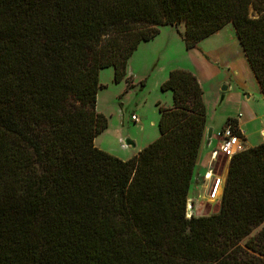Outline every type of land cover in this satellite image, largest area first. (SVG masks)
<instances>
[{
    "label": "trees",
    "instance_id": "obj_1",
    "mask_svg": "<svg viewBox=\"0 0 264 264\" xmlns=\"http://www.w3.org/2000/svg\"><path fill=\"white\" fill-rule=\"evenodd\" d=\"M179 25L187 51L231 25L264 99V0H0V264H264V141L229 159L217 212L188 217L206 123L192 73L161 84L172 107L136 156L94 145L99 72L120 83Z\"/></svg>",
    "mask_w": 264,
    "mask_h": 264
},
{
    "label": "rangeland",
    "instance_id": "obj_2",
    "mask_svg": "<svg viewBox=\"0 0 264 264\" xmlns=\"http://www.w3.org/2000/svg\"><path fill=\"white\" fill-rule=\"evenodd\" d=\"M182 33V25L160 27L152 41L141 43L132 54L120 83L113 82L112 68L99 72L103 88L97 94L96 111L107 119L108 125L94 140L97 149L126 161L158 138V106L172 105V93L160 89L164 74L171 68L188 71L198 78L209 129L217 132L225 125L226 118L238 115L242 121L257 116V127H263L264 102L232 26H225L188 51L179 36ZM224 86L228 88L223 92ZM133 116L136 122L131 120ZM249 127L250 142L264 139L254 124ZM126 140L135 148L126 146ZM218 158L217 168L211 171L214 179L223 176L220 196L211 200L205 195L204 184H195L196 187L191 184L192 193L187 199L194 206V215H210L218 210L228 160L221 154Z\"/></svg>",
    "mask_w": 264,
    "mask_h": 264
},
{
    "label": "crops",
    "instance_id": "obj_3",
    "mask_svg": "<svg viewBox=\"0 0 264 264\" xmlns=\"http://www.w3.org/2000/svg\"><path fill=\"white\" fill-rule=\"evenodd\" d=\"M175 70H180V69H175ZM171 71H173L172 68L169 69L164 74L163 81L167 80L168 75H169V73ZM197 80H198V78H197ZM259 94L261 95L260 91H259ZM261 98H262V100L264 102V99H263L262 95H261ZM247 99H248V97H247ZM248 100H250V99H248ZM256 102H258V101H256ZM255 106L256 105H254L253 107H255ZM171 107H172V105H171ZM226 119L227 120L228 119L236 120L237 126H238L239 130L241 131V133L243 135V139L244 140H243L242 143H243V146L245 148H251V147L257 146V145H259L260 143H262L264 141V139H261V140H254L253 142H250L249 139H248L249 138L248 136H251V133H250L251 131H250V127H249L250 124H254L255 125L256 132H258L259 135H264V124H263V127H261V126L257 127L256 122H258V120H259V118H257V116H254L253 118L249 119L248 121H242L241 120L242 119L241 115H238L237 118L234 117V116H229ZM209 127H210L209 124L206 123L205 124V133H204V136H203L202 141H201V145H200V148H199V153H198V157H197V161H196V165H195V169H194V174H193L192 185L194 187H196L195 184H200V183L204 184L207 187L209 182H208V180H204L203 177L205 175H208V174L213 176L211 170L212 169L214 170V169L217 168V163H218V159H219L218 158V154L219 153H216V151L218 150V147H219V144H220V141H219V138H218L217 135L225 127V125L217 132H214V130L209 129ZM123 161H125V160H123ZM228 162H229V159L227 160V163H226L227 166H228ZM226 172H227V168H226V170L224 172V179L226 177ZM220 179H222V181H223V176ZM192 185H191V188L189 190L188 196H190V194L192 193V188H193ZM205 195H207L206 191H205ZM195 205H196V207H198V203H195ZM197 211H198V209L196 210V212ZM194 214H196V213H194ZM205 216H207V215H205Z\"/></svg>",
    "mask_w": 264,
    "mask_h": 264
},
{
    "label": "built area",
    "instance_id": "obj_4",
    "mask_svg": "<svg viewBox=\"0 0 264 264\" xmlns=\"http://www.w3.org/2000/svg\"><path fill=\"white\" fill-rule=\"evenodd\" d=\"M133 122L137 121V118L133 116L131 118ZM241 132V131H240ZM242 134V133H241ZM218 138L220 141L218 150L216 153L221 154L222 156L230 159L234 154L242 151L244 149L243 141L240 140L236 135L233 134V130L230 126L224 127L219 133ZM204 180H208V185L206 187V193L207 196L210 197V199H214L216 188L219 184V179H214L211 175H205ZM193 205L192 203L188 202L187 210H188V217L192 214L193 211Z\"/></svg>",
    "mask_w": 264,
    "mask_h": 264
},
{
    "label": "bare ground",
    "instance_id": "obj_5",
    "mask_svg": "<svg viewBox=\"0 0 264 264\" xmlns=\"http://www.w3.org/2000/svg\"><path fill=\"white\" fill-rule=\"evenodd\" d=\"M222 182H223L222 179H219V184H218V186L216 188L215 195L213 197L214 199L219 198V196H220V188H221L220 185H222Z\"/></svg>",
    "mask_w": 264,
    "mask_h": 264
},
{
    "label": "water",
    "instance_id": "obj_6",
    "mask_svg": "<svg viewBox=\"0 0 264 264\" xmlns=\"http://www.w3.org/2000/svg\"><path fill=\"white\" fill-rule=\"evenodd\" d=\"M225 90H227V87H226V86L223 87L222 91L224 92ZM222 98H223V96L221 97V99H222ZM125 145H126V146H129V147H131V148H135V145H134L131 141H129V140H126V141H125Z\"/></svg>",
    "mask_w": 264,
    "mask_h": 264
}]
</instances>
